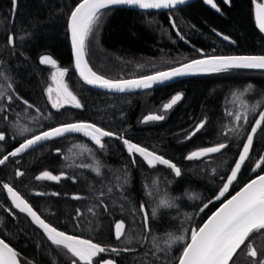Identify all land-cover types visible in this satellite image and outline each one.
<instances>
[{"label": "trees", "instance_id": "1", "mask_svg": "<svg viewBox=\"0 0 264 264\" xmlns=\"http://www.w3.org/2000/svg\"><path fill=\"white\" fill-rule=\"evenodd\" d=\"M255 1L232 0L229 5L223 0H215L220 12L203 0L161 13L124 7L104 10L110 14L101 18L102 24L89 40V65L98 74L119 79L173 67L202 57L201 51L203 56L264 55V33L255 22ZM77 2L18 0L13 16L11 0H0V84L11 83L15 93L34 105L33 108L27 107L15 99L14 93H10L14 96L13 102L0 101V108H4L0 111V131L6 135L5 141L0 142V158L33 134L62 123L83 121L96 123L135 144L156 151L180 167L182 175L175 177L167 166L150 168L139 154L130 156L126 146L115 137L104 138L105 149L101 150L83 134H66L45 141L20 156L10 157L5 165L0 166V181L11 184L47 222L59 230L82 235L101 245L136 250L121 252L118 256L114 253L105 255L115 258L117 264H162L153 257L154 252L157 256H163V253L151 244V238L155 237L160 248H166L168 233L180 235L184 228L199 227L224 198L253 176L250 168L264 156V133L259 130L250 159L245 162L237 181L224 198L212 200L226 180L221 178L229 174L245 142L244 137L259 115V111L250 114L249 123L242 125L244 130L239 135L229 133L226 137L222 133L235 126L228 113L239 111L241 102L249 105L259 102L260 110H264V71L241 69L205 74L141 92L113 94L91 89L76 77L71 61L67 19ZM172 19H175L184 39L172 28ZM9 33L16 37L14 47L7 43ZM223 35L235 43H228L221 37ZM45 54L52 56L59 66L69 69L66 82L83 105L81 109L66 106L57 111L51 107L46 88L51 84L53 69L50 65H41L38 59ZM247 85H252L251 91L241 96ZM178 93L183 94L182 100L165 112L163 105ZM36 108L43 114L39 119H36ZM153 113L163 114L165 119L142 122L146 115ZM205 120V127L188 139L195 127ZM22 127L32 131L20 135ZM220 142L228 143L221 153L194 161L186 159L191 151ZM84 147L92 149L100 160V175L92 169L76 166L94 163ZM56 149L61 152L57 154ZM70 164L73 167H68ZM17 169L25 175L17 177ZM45 170L53 174L66 172L68 176L75 177V182L67 178L59 182L36 180L35 177ZM125 175L128 183L123 192L126 199H122L115 185L117 178ZM153 180H157L156 187L160 191H154L153 198H149L146 191L153 189ZM169 181L171 183L165 187ZM144 185H148V189ZM107 187H113V192L101 199L109 205L108 211L100 206L96 209V216L89 214L87 207L98 204L96 197L100 191L107 192ZM36 192L47 195L37 196ZM73 195L84 199H73ZM163 195L171 198L174 206L160 208L156 219H150L151 233L146 234L142 231L139 206L143 202L147 208L150 199L155 206ZM113 199L116 200L115 205L112 204ZM0 203L12 207L15 212L13 217L0 208V236L19 254L21 264H70L64 250L53 246L26 214L16 210L2 188ZM205 203L208 207L199 215V208ZM121 205L124 211H121ZM77 209L84 212V216L77 217ZM185 214L192 219L186 220ZM121 219L125 221L126 234L131 233L134 237L131 244H126L123 237L120 241L115 239L113 224ZM260 243L262 247L258 251L264 252V237L260 238ZM179 247L177 244L170 250L173 259L178 257ZM238 254L235 258L237 264H251L248 257L247 262L237 261L241 257Z\"/></svg>", "mask_w": 264, "mask_h": 264}, {"label": "snow or ice", "instance_id": "2", "mask_svg": "<svg viewBox=\"0 0 264 264\" xmlns=\"http://www.w3.org/2000/svg\"><path fill=\"white\" fill-rule=\"evenodd\" d=\"M18 0H11L12 3V15H15ZM187 0H78L74 7L70 10L68 15V30L70 32L71 47L74 54V67L79 74V77L86 85L101 88L111 92L124 93L132 90H147L151 89L156 84H162L166 81L172 80L176 77H182L191 74L199 73H226L230 70L241 69H260L264 70V55H211L203 56V58L193 59L190 62L184 63L179 67H173L166 71H158L151 75H144L133 79H110L104 75L98 74L89 65L88 56V44L93 33L97 31L102 24V17L110 14L105 13L104 10H111L117 6H130L140 10H161V9H175L179 5H184ZM217 12L221 9L215 2V0H205ZM232 0H223L225 4H231ZM255 22L260 32L264 33V2L255 3ZM172 28L177 31V34L181 39L184 36L180 34L176 25L175 19L170 20ZM222 35V34H220ZM224 40H230V37L223 35ZM7 43L10 46H15L16 37L9 33L6 37ZM235 43V41H232ZM41 65H50L54 71L51 73L52 83L46 88L47 100L51 107L57 111L71 106L76 109H81L83 105L78 99L77 95L70 90L65 77L69 71L68 68H62L58 65V62L50 55H41L39 58ZM5 80L8 77H4ZM252 85L247 87L240 94L241 96L251 91ZM15 99L22 101L24 105L29 108H33L29 101L24 100L15 93V89L11 83L7 85L0 84V101L13 102ZM183 98L182 93H178L170 99V102L163 105V110L166 112L173 108ZM0 111H4V108H0ZM35 111L38 113L36 119H39L43 114L40 113L39 108ZM259 111L258 118L252 122L250 130L245 139V143L242 145V151L238 155V159L234 161V165L230 168V174L227 175L226 182L222 183L218 195L215 196V200H220L228 193L230 187L237 181L238 175L241 173L242 167L245 162L250 159V152L253 150L254 137L257 136L258 130L264 133V110H260V103H248L241 102L240 110L233 113L229 112L228 116L232 117L234 127L228 128L227 132L222 133L224 136H228L229 133H236L244 130L242 125L249 123L250 114H255ZM45 119L49 117H44ZM7 119V117H5ZM165 115L163 114H149L146 115L142 122H158L163 121ZM206 124L205 121H201L195 129L190 133L188 139L196 135L201 131ZM17 127H20L17 125ZM32 131L27 127L20 128V135H24ZM66 134H83L84 137L90 138L92 142L99 149H105L103 142L104 138L115 137L121 140L123 145L126 146L128 154L131 156L133 153L139 154L140 157L147 163L150 168H156L157 165L167 166L168 169L174 173V176L179 178L182 175V170L170 159H166L165 156L158 154L156 151L149 150L146 147L133 143L132 141L124 138L122 135H118L116 132L106 130L92 122H67L62 123L55 127H50L48 130L41 131L33 134L28 138H25L23 142L19 144L11 152L3 155L0 158V166L6 164L10 157L20 156L29 149H33L35 146L45 141H50L55 138L64 137ZM5 132L0 131V142L5 141ZM228 147V143L220 142L213 146L203 147L195 151H191L187 154L186 159L189 161L199 160L200 158L207 157L210 154L221 153L222 150ZM57 154L61 152L60 149L55 150ZM84 151L92 156L94 163L76 165L80 168H89L96 172L97 175L101 174L102 164L93 154V150L84 147ZM133 164L135 158H133ZM264 156L259 158V161L251 167L250 170L255 171L257 169L264 173ZM73 167V165H68ZM215 173L216 169H212ZM15 175L17 177L24 176L25 173L20 169L16 170ZM62 178L71 179L75 182L74 176H68L66 172H60L59 174H53L52 171L45 170L35 177L38 181H55L59 182ZM118 182L115 185L123 197L125 186L128 183L127 176L118 177ZM157 180L152 181L153 189L147 190L146 195L149 198H153L154 191L159 192L160 188L156 187ZM171 182H167L170 184ZM145 189H148V185H144ZM0 188L6 191V197L10 199L11 205L20 213H24L31 219V222L38 226L46 235L47 240L51 242L53 246L57 248H63L69 254L70 264H116L115 259H100L104 253H114L117 256L121 252H132L135 249L125 247L123 249L105 246L100 243L94 242L93 239L84 238L82 235L68 234L65 231L59 230L51 223L47 222L45 218L38 213L27 199L17 191L11 184L0 181ZM113 192V187H107V192L100 191L98 197V204L87 207V212L93 216L97 215L96 209L100 206L107 212L109 205L104 203L101 199L107 194ZM37 196H44L47 193L36 192ZM51 195L59 196V193H51ZM73 199H84L80 195H73ZM190 199L192 197H189ZM211 202V201H209ZM116 200H112V204L115 205ZM174 201L167 195H163L159 198L158 202L153 206L150 199L149 205L146 208L142 202L139 206V213L142 218L144 233H151L150 219L155 220L160 208H172ZM208 204H203L199 208L200 212H203ZM0 208H3L9 215L15 216V212L12 211V207L4 206L0 203ZM121 211H124L123 205H121ZM76 216H84V212L80 209L76 210ZM186 220H191L192 217L185 214ZM126 224L124 220H117L113 224V232L115 239L120 241L124 238L126 244H131L134 237L131 233L126 234ZM255 234V235H254ZM264 237V174H257L255 178L250 179L244 183L243 187L239 191L232 195L229 199L224 201L221 206L199 227L184 228L182 234L174 235L168 233V239L166 241V248H160L155 237L151 238V244L161 253L163 256H157L154 252L153 257L160 260L162 264H167L168 261L171 264H236L234 257H237V253L246 250L245 256L251 258V264H264V252L258 251L262 247L260 238ZM147 239V236H145ZM179 244L177 249L179 252L178 257L173 259L170 255V250L174 245ZM19 254L14 248H12L4 239H0V264H21L18 258Z\"/></svg>", "mask_w": 264, "mask_h": 264}, {"label": "water", "instance_id": "3", "mask_svg": "<svg viewBox=\"0 0 264 264\" xmlns=\"http://www.w3.org/2000/svg\"><path fill=\"white\" fill-rule=\"evenodd\" d=\"M194 1H196V0H187V2L184 4V5H179V6H177L175 9H179V8H181V7H184V6H186V5H188V4H190L191 2H194ZM263 2H264V0H263ZM256 3V2H255ZM117 7H124V8H130V9H134V10H140V9H138V8H135V7H130V6H117ZM16 10H17V7H16ZM15 10V11H16ZM168 10H174V9H161V10H140V11H151V12H162V11H168ZM254 17H255V4H254ZM68 20V19H67ZM258 27V26H257ZM69 31V30H68ZM175 32L177 33V31L175 30ZM178 35V34H177ZM69 37H70V32H69ZM222 38H223V36H221ZM70 40V43H71V39H69ZM225 41H227L228 43H231V44H234L233 42H232V40L230 39V40H225ZM71 61H72V67H73V71H74V73H75V75H76V77L79 79V81L81 82V83H83V81L81 80V78L79 77V74H78V72L76 71V69H75V67H74V54H73V51H72V47H71ZM218 55H258V54H218ZM260 55V54H259ZM205 56V55H204ZM209 56H211V55H209ZM200 58H203V57H199V58H195V59H200ZM193 60V59H192ZM191 60H189V61H187V62H190ZM187 62H184V63H187ZM184 63H181V64H178V65H175V66H173V67H179V66H181L182 64H184ZM173 67H170V68H173ZM62 68H64V67H62ZM170 68H168V69H170ZM168 69H163V70H161V71H166V70H168ZM246 70H256V71H264V70H260V69H246ZM151 74H154V73H151ZM151 74H149V75H151ZM203 74H206V73H199V74H191V75H186V76H182V77H176V78H173L172 80H169V81H166V82H164V83H162V84H156V85H154L152 88H156V87H160V86H164V85H167V84H169V83H172V82H175V81H178V80H181V79H184V78H188V77H192V76H195V75H203ZM136 78H138V77H136ZM84 85H86L85 83H83ZM87 87H90L91 89H95V90H97V91H102V92H106V93H113V94H118L119 92H111V91H108V90H104V89H101V88H97V87H93V86H89V85H86ZM151 88V89H152ZM141 91H143V90H132V91H128V92H124V93H131V92H141ZM258 118V117H257ZM256 118V119H257ZM48 130V129H47ZM259 131V130H258ZM255 138V137H254ZM246 142V141H245ZM244 142V143H245ZM43 143V142H42ZM242 151V148H241V150H240V152ZM250 154H251V152H250ZM237 159H238V156H237ZM259 161V159L256 161V162H258ZM254 167V166H253ZM243 168V167H242ZM261 170L260 169H257V170H255V171H252L251 170V175H253L250 179H253V178H255V176L259 173V174H264V173H261L260 172ZM229 174H230V172H229ZM228 174V175H229ZM240 175V174H239ZM239 175H238V177H239ZM238 179V178H237ZM249 179V180H250ZM248 180V181H249ZM248 181H246V182H248ZM55 182V181H54ZM225 182H226V180H225ZM245 182V183H246ZM235 183V182H234ZM243 185L244 184H242L235 192H233L232 194H230L228 197H226V198H224L225 196H226V194H225V196L224 197H222V198H224V200L215 208V209H213V211L203 220V222L200 224V226H202V224L204 223V222H206V220L221 206V204L224 202V201H226L227 199H229L232 195H235V193L237 192V191H239L240 190V188L241 187H243ZM232 187V186H231ZM219 193V192H218ZM218 193L216 194V195H218ZM215 195V196H216ZM221 198V199H222ZM220 199V200H221ZM213 201H220V200H215V197L212 199ZM202 212H200L199 211V215L201 214ZM0 239H3L1 236H0ZM11 246V245H10ZM13 248V247H12Z\"/></svg>", "mask_w": 264, "mask_h": 264}, {"label": "rangeland", "instance_id": "4", "mask_svg": "<svg viewBox=\"0 0 264 264\" xmlns=\"http://www.w3.org/2000/svg\"><path fill=\"white\" fill-rule=\"evenodd\" d=\"M204 2H205V0H203ZM255 2H263V0H256ZM94 45H95V43H94ZM96 48H98V50H99V52L100 53H102V51H101V49L99 48V46H97ZM103 55V54H102ZM61 67V66H60ZM164 69V68H163ZM166 69H168V68H166ZM165 70V69H164ZM54 71V69L51 71V72H53ZM156 72H158V71H156ZM152 73H155V72H152ZM149 74H151V73H148V74H144V75H149ZM206 74H212V73H206ZM144 75H139V76H135V77H133V78H136V77H140V76H144ZM203 75H205V74H203ZM195 76H200V75H195ZM192 77H194V76H192ZM132 77H127V78H119V79H133ZM65 80H66V77H65ZM50 83H52V81L50 82ZM71 90V89H70ZM144 91V90H143ZM74 93V92H73ZM75 94V93H74ZM175 96V95H174ZM172 98V97H171ZM168 102H170V100L169 101H167L166 103H168ZM153 114H159V113H153ZM133 154H136V153H133ZM61 249L62 250H64V255L69 259V254H67V252H66V250L65 249H63L62 247H61ZM245 251L246 250H242V251H240L239 252V256H241L237 261H239V262H242L243 260H244V262H247V261H249V260H246L247 258H246V256H245ZM245 256V259H244V256ZM236 257H234V259H235ZM241 259V260H240ZM236 264H237V262H236Z\"/></svg>", "mask_w": 264, "mask_h": 264}, {"label": "flooded vegetation", "instance_id": "5", "mask_svg": "<svg viewBox=\"0 0 264 264\" xmlns=\"http://www.w3.org/2000/svg\"><path fill=\"white\" fill-rule=\"evenodd\" d=\"M106 254H108V253H104V254H102L101 257H100V259H115V258H113V257L105 256ZM115 260H116V259H115ZM116 264H117V261H116Z\"/></svg>", "mask_w": 264, "mask_h": 264}]
</instances>
